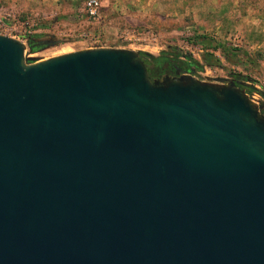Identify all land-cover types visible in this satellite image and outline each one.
<instances>
[{"label": "water", "instance_id": "95a60500", "mask_svg": "<svg viewBox=\"0 0 264 264\" xmlns=\"http://www.w3.org/2000/svg\"><path fill=\"white\" fill-rule=\"evenodd\" d=\"M22 54L0 35V264H264V115L235 84Z\"/></svg>", "mask_w": 264, "mask_h": 264}, {"label": "rangeland", "instance_id": "374dc122", "mask_svg": "<svg viewBox=\"0 0 264 264\" xmlns=\"http://www.w3.org/2000/svg\"><path fill=\"white\" fill-rule=\"evenodd\" d=\"M83 1H71L64 13H43L42 21L37 22L34 14L25 15L0 0V17L14 23L12 30L0 35L21 43L22 59L30 63L93 48L125 49L155 57L174 48L200 61L202 52L189 40L205 34L241 53L227 55L225 60L215 51L219 63L202 65L192 77L216 85L234 84L239 79L256 91L241 93L259 110L264 108V0H97L98 16L93 18L84 15ZM28 35H37L35 40L48 46L30 53L25 43ZM128 35L139 42L125 40Z\"/></svg>", "mask_w": 264, "mask_h": 264}, {"label": "trees", "instance_id": "16d2710c", "mask_svg": "<svg viewBox=\"0 0 264 264\" xmlns=\"http://www.w3.org/2000/svg\"><path fill=\"white\" fill-rule=\"evenodd\" d=\"M37 35H28L25 39L27 49L30 53L37 52L47 45L43 42L35 40ZM189 43L199 48L202 52L200 61L184 55L181 51L174 48H169V52L160 53L158 56H152L144 52H138L137 57L142 62L148 61L149 66L146 67V74L149 80L156 79L162 75L174 74H192L193 71H199L204 66H215L219 60L214 55L215 51L223 54L226 60L227 55L240 54L241 51L235 47L223 46L210 38L208 35H195L189 40ZM238 78L239 76L236 75ZM235 79V87L242 90L245 95L256 93L255 89L250 85H245ZM264 115V108L261 110Z\"/></svg>", "mask_w": 264, "mask_h": 264}, {"label": "crops", "instance_id": "0c3cea01", "mask_svg": "<svg viewBox=\"0 0 264 264\" xmlns=\"http://www.w3.org/2000/svg\"><path fill=\"white\" fill-rule=\"evenodd\" d=\"M74 0H3L5 5H14L18 7L19 11L37 16V22L44 17L43 13L58 12L64 13L68 3ZM43 15V17L41 16Z\"/></svg>", "mask_w": 264, "mask_h": 264}, {"label": "built area", "instance_id": "2783aa9c", "mask_svg": "<svg viewBox=\"0 0 264 264\" xmlns=\"http://www.w3.org/2000/svg\"><path fill=\"white\" fill-rule=\"evenodd\" d=\"M81 9L84 15L93 18L98 16L99 5L97 0H86L81 3ZM14 23L12 19L0 17V34L7 33L12 30ZM127 36V35H126ZM129 38H125L127 41L139 42L138 38H134L133 35H128Z\"/></svg>", "mask_w": 264, "mask_h": 264}, {"label": "flooded vegetation", "instance_id": "af4514ba", "mask_svg": "<svg viewBox=\"0 0 264 264\" xmlns=\"http://www.w3.org/2000/svg\"><path fill=\"white\" fill-rule=\"evenodd\" d=\"M179 75V74H178Z\"/></svg>", "mask_w": 264, "mask_h": 264}]
</instances>
